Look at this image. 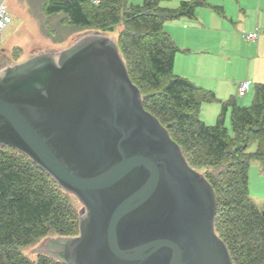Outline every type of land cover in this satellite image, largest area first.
Listing matches in <instances>:
<instances>
[{"label": "water", "instance_id": "1", "mask_svg": "<svg viewBox=\"0 0 264 264\" xmlns=\"http://www.w3.org/2000/svg\"><path fill=\"white\" fill-rule=\"evenodd\" d=\"M0 145L81 204L78 234L46 239L60 264H234L216 197L142 103L118 47L86 35L0 72Z\"/></svg>", "mask_w": 264, "mask_h": 264}, {"label": "trees", "instance_id": "2", "mask_svg": "<svg viewBox=\"0 0 264 264\" xmlns=\"http://www.w3.org/2000/svg\"><path fill=\"white\" fill-rule=\"evenodd\" d=\"M167 1L142 0L132 6L128 0H48L46 13L62 14L70 31L125 25L116 45L128 76L139 92H150L141 98L144 108L167 129L188 165L202 170L212 186L216 234L234 264H264V212L250 202L247 189L250 160L264 164V84L254 87L249 106L233 99L222 102L215 124L205 125L199 119L200 106L216 96L173 74L179 49L162 29L165 22L192 18L205 0L181 2L176 9L160 6ZM228 111L232 136L224 125ZM253 144L255 151L248 153ZM75 200L27 157L0 145V264H60L42 254L31 260L21 250L52 235L76 236Z\"/></svg>", "mask_w": 264, "mask_h": 264}, {"label": "crops", "instance_id": "3", "mask_svg": "<svg viewBox=\"0 0 264 264\" xmlns=\"http://www.w3.org/2000/svg\"><path fill=\"white\" fill-rule=\"evenodd\" d=\"M188 1L169 0L160 6L176 9ZM205 4L192 18L162 26L179 49L173 59V74L214 95H221L224 84L228 85L232 89L227 99L236 102L240 82L248 81L247 93L264 84V0H205ZM214 8L222 10V15ZM253 32L258 33L257 39L246 40L245 34Z\"/></svg>", "mask_w": 264, "mask_h": 264}, {"label": "rangeland", "instance_id": "4", "mask_svg": "<svg viewBox=\"0 0 264 264\" xmlns=\"http://www.w3.org/2000/svg\"><path fill=\"white\" fill-rule=\"evenodd\" d=\"M142 0H128V5H140ZM6 8L12 17V24L0 34V72L7 66L22 63L34 55L58 52L69 48L74 42L86 35L99 34L106 36L118 44L122 39L125 25L120 23L108 31L97 29H81L70 31L66 18L62 14H47L48 0H6ZM248 34V33H247ZM246 35V34H245ZM245 40V39H244ZM2 68V69H1ZM230 76L229 73H225ZM231 87L224 84L221 95H216V101L202 103L199 109V119L207 126H213L220 113L221 102L227 101L231 94ZM209 91V90H208ZM144 100L150 92L140 91ZM234 94V93H232ZM253 88L245 97H235L239 106H249L252 100ZM236 95V92H235ZM223 96H227L224 98ZM225 128L230 136L233 135L229 120V112L224 119ZM255 151L251 145L248 153ZM198 172L203 174L202 170ZM247 189L250 202L260 211L264 212V164L259 160H250L247 171ZM76 198L74 197V200ZM77 207L82 210L81 204L75 200ZM49 236L38 240L33 245L21 250L22 254L31 260L39 255L38 249Z\"/></svg>", "mask_w": 264, "mask_h": 264}, {"label": "built area", "instance_id": "5", "mask_svg": "<svg viewBox=\"0 0 264 264\" xmlns=\"http://www.w3.org/2000/svg\"><path fill=\"white\" fill-rule=\"evenodd\" d=\"M5 3L6 0H0V34L2 33L3 30L10 27L12 24V17L8 13ZM244 37L248 41H255L258 37V33L256 32L248 33ZM248 89H249L248 81L240 82L237 86V96L239 98L246 96Z\"/></svg>", "mask_w": 264, "mask_h": 264}, {"label": "flooded vegetation", "instance_id": "6", "mask_svg": "<svg viewBox=\"0 0 264 264\" xmlns=\"http://www.w3.org/2000/svg\"><path fill=\"white\" fill-rule=\"evenodd\" d=\"M2 69V68H1ZM4 69V68H3Z\"/></svg>", "mask_w": 264, "mask_h": 264}]
</instances>
